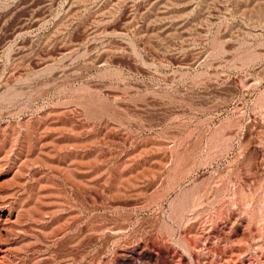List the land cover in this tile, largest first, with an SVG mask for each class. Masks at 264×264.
<instances>
[{
	"label": "rangeland",
	"instance_id": "1",
	"mask_svg": "<svg viewBox=\"0 0 264 264\" xmlns=\"http://www.w3.org/2000/svg\"><path fill=\"white\" fill-rule=\"evenodd\" d=\"M0 264H264V0H0Z\"/></svg>",
	"mask_w": 264,
	"mask_h": 264
}]
</instances>
